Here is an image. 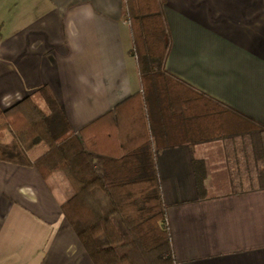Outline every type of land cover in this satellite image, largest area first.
I'll use <instances>...</instances> for the list:
<instances>
[{
	"label": "crops",
	"instance_id": "0c3cea01",
	"mask_svg": "<svg viewBox=\"0 0 264 264\" xmlns=\"http://www.w3.org/2000/svg\"><path fill=\"white\" fill-rule=\"evenodd\" d=\"M163 11L165 69L264 126V0H165ZM0 33L1 111L48 86L75 133L88 125V136L106 139L100 129L116 117L97 119L140 90L122 0H0ZM45 149L35 144L30 158ZM261 151L221 137L157 154L176 264H264V185L231 189V172L248 180L264 167ZM91 161L101 173L99 157ZM72 194L60 170L43 178L0 161V264H93L61 211ZM111 221L127 240L119 216Z\"/></svg>",
	"mask_w": 264,
	"mask_h": 264
},
{
	"label": "trees",
	"instance_id": "16d2710c",
	"mask_svg": "<svg viewBox=\"0 0 264 264\" xmlns=\"http://www.w3.org/2000/svg\"><path fill=\"white\" fill-rule=\"evenodd\" d=\"M164 3L122 0L140 90L97 119L111 118L112 112L116 117L100 129L106 139L103 133L88 136V125L75 133L48 86L0 110V161L32 165L43 178L58 170L65 174L73 194L61 211L93 264H176L156 166L163 148L187 143L192 151L196 142L229 137L239 146L262 148L264 161V139L256 137L263 125L165 69L171 36ZM5 130L9 141L1 140ZM37 143L46 149L32 159L29 149ZM93 155L101 161V173ZM256 169L259 178L255 173L248 180L231 172L232 191L264 185L263 165ZM195 179L203 196L204 176L195 172ZM114 214L127 240L113 225Z\"/></svg>",
	"mask_w": 264,
	"mask_h": 264
}]
</instances>
